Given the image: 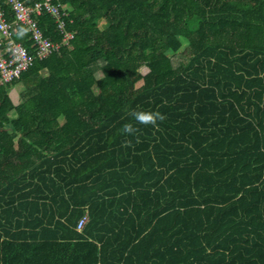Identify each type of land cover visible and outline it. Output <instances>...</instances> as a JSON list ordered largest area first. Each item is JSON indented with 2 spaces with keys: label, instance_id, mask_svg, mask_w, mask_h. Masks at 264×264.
Masks as SVG:
<instances>
[{
  "label": "trees",
  "instance_id": "1",
  "mask_svg": "<svg viewBox=\"0 0 264 264\" xmlns=\"http://www.w3.org/2000/svg\"><path fill=\"white\" fill-rule=\"evenodd\" d=\"M59 1L0 86V264H264V0Z\"/></svg>",
  "mask_w": 264,
  "mask_h": 264
},
{
  "label": "built area",
  "instance_id": "2",
  "mask_svg": "<svg viewBox=\"0 0 264 264\" xmlns=\"http://www.w3.org/2000/svg\"><path fill=\"white\" fill-rule=\"evenodd\" d=\"M5 0L11 8L12 20H8L6 12L0 6V86L13 83L21 74L30 69L35 61L44 60L59 52L61 48H69L74 34L65 32L64 18L68 16L66 8L59 0ZM49 14L64 34L60 45H55L46 37L39 26L38 18ZM18 29L29 35L30 46L16 42L14 37ZM88 217L79 225L83 231L88 224Z\"/></svg>",
  "mask_w": 264,
  "mask_h": 264
},
{
  "label": "clouds",
  "instance_id": "3",
  "mask_svg": "<svg viewBox=\"0 0 264 264\" xmlns=\"http://www.w3.org/2000/svg\"><path fill=\"white\" fill-rule=\"evenodd\" d=\"M131 115L135 118V120L144 125H153L157 126V121H163L166 119L164 115H162L160 112H145V111H136L132 112ZM138 131V129H135L131 124L124 125L122 132L127 134H133L134 132Z\"/></svg>",
  "mask_w": 264,
  "mask_h": 264
},
{
  "label": "rangeland",
  "instance_id": "4",
  "mask_svg": "<svg viewBox=\"0 0 264 264\" xmlns=\"http://www.w3.org/2000/svg\"><path fill=\"white\" fill-rule=\"evenodd\" d=\"M99 27L100 29H104L106 27V24L104 22H100L99 23ZM188 48V43L184 41V49H183V52H185ZM142 74H147L148 73V70L146 69H143L142 71ZM102 78V75L101 74H98L97 75V79H101ZM18 87V88H17ZM22 89L21 85L19 86H14V87H11V90L9 91V95L11 97V99L13 100L14 104L18 103L20 98H21V94H15L16 91L19 92V90ZM11 116H13V113H11Z\"/></svg>",
  "mask_w": 264,
  "mask_h": 264
},
{
  "label": "crops",
  "instance_id": "5",
  "mask_svg": "<svg viewBox=\"0 0 264 264\" xmlns=\"http://www.w3.org/2000/svg\"><path fill=\"white\" fill-rule=\"evenodd\" d=\"M19 85H21L22 89H20L19 92L16 91L15 94H17V93H18V94H21V92L24 90V86H23L22 83H18V84H16L15 86H19ZM12 87H14V86H12ZM17 88H18V87H17ZM10 90H11V88L9 89V91H10ZM12 101H13V100H12ZM21 102H22V100H21V98H20L19 102L16 103L15 105H19Z\"/></svg>",
  "mask_w": 264,
  "mask_h": 264
}]
</instances>
